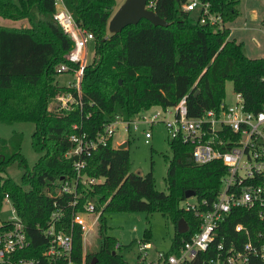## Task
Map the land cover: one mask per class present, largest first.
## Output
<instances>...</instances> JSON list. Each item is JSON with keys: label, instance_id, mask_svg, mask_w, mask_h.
I'll return each instance as SVG.
<instances>
[{"label": "trees", "instance_id": "1", "mask_svg": "<svg viewBox=\"0 0 264 264\" xmlns=\"http://www.w3.org/2000/svg\"><path fill=\"white\" fill-rule=\"evenodd\" d=\"M181 1L155 0L153 10L168 22L166 26L141 19L110 33L108 21L115 0H63L75 22L94 35V56L84 67L78 93L56 80V67L66 62L73 41L53 18L54 0H0V17H27L29 21L24 28L0 25V121L33 123L31 145L42 153L29 168L20 152L21 136L14 133L8 140L0 139V207L7 195L31 242L21 255H40L47 243L41 229L56 208L62 210L57 229L72 233L73 258L84 264L94 256L95 264H130L106 232L105 212L161 213L174 226L167 249L171 252L197 231L199 219L182 207L184 193L192 189L199 198L213 199L221 186L223 166L219 161L195 165L189 146L177 139L168 141L172 156L165 177L166 192L156 189L151 172H131L129 141L124 148L112 147L109 142L87 159L85 176L103 180L92 185L80 183L77 206L69 204L72 193L60 190L62 181L74 177L72 162L76 157L65 156L74 147L70 141L73 132L92 137L116 116L129 120L152 106L176 105L183 97L188 115L197 117L224 101L226 81L241 95L245 110L257 112L263 107L264 57H248L243 43L229 37L227 26L199 23L198 18L181 10ZM207 1L225 23L237 16L239 0ZM33 8L37 9L36 17L31 13ZM66 92H71L78 104L69 111L57 106L49 109L50 102ZM74 124L79 126L77 130ZM15 161L25 169L21 183L4 175ZM87 201H93L100 212L99 246L92 257L83 253L81 229L71 223L72 214L82 210ZM180 219L188 228L184 233L177 231ZM237 223L247 226L253 239L259 232L264 234V221L258 220L257 212L241 208L231 211L221 225V234L243 242L245 236L234 231ZM148 236L146 230L142 239L149 241ZM249 264L261 261L255 257Z\"/></svg>", "mask_w": 264, "mask_h": 264}, {"label": "built area", "instance_id": "2", "mask_svg": "<svg viewBox=\"0 0 264 264\" xmlns=\"http://www.w3.org/2000/svg\"><path fill=\"white\" fill-rule=\"evenodd\" d=\"M154 4L155 0H148L146 7L153 10ZM54 5L53 18L73 41L72 48L65 55L66 62L58 65L56 72L73 75L74 80L67 81L65 86L76 88L79 93L83 70L87 64L88 44L93 42L94 35L75 22L63 0H54ZM180 7L189 13L198 11L197 18L201 24L216 28L226 26L222 15L212 10L207 0H182ZM235 96V103L229 104L224 99L218 108L205 110L197 117L188 115L186 98L183 97L176 105L159 106L148 116L140 113L136 115L137 118L129 120L116 116L92 137L85 132H73L70 141L74 147L65 156L76 157L72 162L74 177L71 181H62L60 190L72 193L73 199L69 204L77 206L79 184L101 182V179L87 178L83 173L87 159L100 146H106L109 142L112 147H119L120 143L115 146L113 142L118 126L128 135L131 129L145 126L147 130L144 136L148 143L152 136L151 127L162 123L169 140L177 139L189 146L195 165L215 161L221 163V186L211 200L199 198L195 194L191 196L195 198L194 203H182L184 209L199 219L197 231L183 240L174 252L155 248L149 241L141 239L138 242L136 264H249L255 257L264 264L262 232L253 239L249 228L237 223L234 231L245 236L243 242H237V238L227 239L221 234V225L233 209H254L258 220L264 221V105L257 112L247 111L241 95L235 93ZM53 101L58 109L65 111L72 110L78 104L71 92L58 94ZM78 128L77 124L73 125V129ZM5 201L10 203L14 215L6 220L0 218V264H84V261L78 263L73 258L72 233L57 229V223L62 217L60 208L52 211L47 226L41 229L47 243L40 255H21L31 247V242L7 195ZM93 213L98 220L100 212L96 211L93 201H87L82 205V210L72 214L71 223L79 226L82 239L87 230L86 216ZM116 249H119L118 245Z\"/></svg>", "mask_w": 264, "mask_h": 264}, {"label": "rangeland", "instance_id": "3", "mask_svg": "<svg viewBox=\"0 0 264 264\" xmlns=\"http://www.w3.org/2000/svg\"><path fill=\"white\" fill-rule=\"evenodd\" d=\"M124 0H115L114 11L123 3ZM236 19L230 23L232 36L236 40L243 42L244 51L253 56H264V0H239L237 5ZM113 11V13H114ZM31 13L36 17L37 9L33 8ZM196 19L198 11L190 15ZM26 21L27 17L24 18ZM22 20V19H21ZM29 22V21H28ZM29 25V23H28ZM24 28L26 26H20ZM230 37V35H229ZM94 56V43L88 44L86 62L90 63ZM57 83L65 85L67 81L74 80L73 75L67 73L57 74ZM225 101L233 104L236 101L235 93L232 89L231 81L225 84ZM55 101H51L49 109L55 107ZM159 106H152L146 111L140 113L148 114L157 110ZM139 113V114H140ZM133 118H137L135 115ZM34 124L31 122H15L13 124L0 121V139H10L16 133L21 136L20 152L24 156L28 167L31 168L41 152L33 149L31 145V136L34 131ZM145 126H140L137 130L131 129L128 133L121 126H118L114 136L115 146L122 143H128L129 149V166L131 172L139 175H146L151 172L155 179V187L159 191H167L165 177L169 165V159L172 156L171 149L168 145V134L162 123L151 127L152 136L147 143L145 141ZM24 168L17 161L8 165L4 175L10 177L16 183H21V176ZM103 180V178H101ZM26 189L27 186H24ZM185 202L194 203L195 198L185 199ZM14 215L11 211V205L4 201L0 207V218L8 219ZM106 218V232L113 237L118 243L116 251L121 254L130 264H136V254L138 242L144 238V233L149 230V242L158 249H168L171 237L174 233L173 224L161 213H145L143 211H110L104 213ZM87 230L82 239L83 252L90 254L98 249V220L96 215L89 214L86 216Z\"/></svg>", "mask_w": 264, "mask_h": 264}, {"label": "water", "instance_id": "4", "mask_svg": "<svg viewBox=\"0 0 264 264\" xmlns=\"http://www.w3.org/2000/svg\"><path fill=\"white\" fill-rule=\"evenodd\" d=\"M147 1L148 0H124L110 17L108 21V31L110 33H118L128 25L137 24L141 19H146L154 25L166 26L168 22L158 16L154 10L146 7ZM126 145L127 143H122L119 147L124 148ZM193 195H195V191L192 189H187L184 193L185 198H189ZM177 231L179 233L187 231V225L183 219L178 221ZM96 260L95 256L92 257L89 264H95Z\"/></svg>", "mask_w": 264, "mask_h": 264}, {"label": "crops", "instance_id": "5", "mask_svg": "<svg viewBox=\"0 0 264 264\" xmlns=\"http://www.w3.org/2000/svg\"><path fill=\"white\" fill-rule=\"evenodd\" d=\"M235 19H236V17H235ZM234 19V20H235ZM233 20V21H234ZM233 21H231V22H228V23H226V26L230 29V38H233V39H235L236 40V38H234L233 36H232V28H231V26H230V23H232ZM28 20L26 21L25 19H22V20H10V19H5V18H2V17H0V25H2V26H8V27H20V26H29L28 25ZM237 42H242V41H239V40H236ZM243 43V42H242ZM244 48V47H243ZM245 50V49H244ZM245 52V51H244ZM245 54L248 56V57H250V58H259V57H264V56H253V55H251V54H247L246 52H245Z\"/></svg>", "mask_w": 264, "mask_h": 264}]
</instances>
